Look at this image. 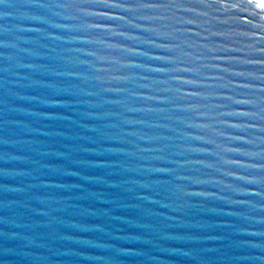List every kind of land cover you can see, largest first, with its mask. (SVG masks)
I'll return each instance as SVG.
<instances>
[{"label": "water", "instance_id": "95a60500", "mask_svg": "<svg viewBox=\"0 0 264 264\" xmlns=\"http://www.w3.org/2000/svg\"><path fill=\"white\" fill-rule=\"evenodd\" d=\"M0 264H264L260 0H0Z\"/></svg>", "mask_w": 264, "mask_h": 264}, {"label": "snow or ice", "instance_id": "6c2138e0", "mask_svg": "<svg viewBox=\"0 0 264 264\" xmlns=\"http://www.w3.org/2000/svg\"><path fill=\"white\" fill-rule=\"evenodd\" d=\"M260 4L262 7H264V0H260Z\"/></svg>", "mask_w": 264, "mask_h": 264}]
</instances>
